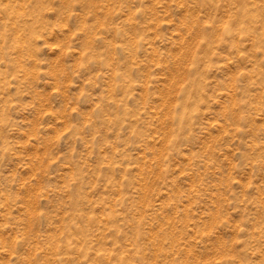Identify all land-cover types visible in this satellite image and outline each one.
<instances>
[{
    "label": "rangeland",
    "instance_id": "obj_1",
    "mask_svg": "<svg viewBox=\"0 0 264 264\" xmlns=\"http://www.w3.org/2000/svg\"><path fill=\"white\" fill-rule=\"evenodd\" d=\"M0 264H264V0H0Z\"/></svg>",
    "mask_w": 264,
    "mask_h": 264
}]
</instances>
